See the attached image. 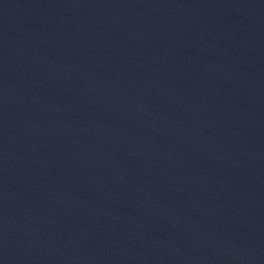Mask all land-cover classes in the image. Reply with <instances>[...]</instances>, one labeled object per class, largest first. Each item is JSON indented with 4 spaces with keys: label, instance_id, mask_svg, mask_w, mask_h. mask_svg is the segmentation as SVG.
Wrapping results in <instances>:
<instances>
[{
    "label": "water",
    "instance_id": "95a60500",
    "mask_svg": "<svg viewBox=\"0 0 264 264\" xmlns=\"http://www.w3.org/2000/svg\"><path fill=\"white\" fill-rule=\"evenodd\" d=\"M0 54L123 101L264 127V0H0Z\"/></svg>",
    "mask_w": 264,
    "mask_h": 264
}]
</instances>
